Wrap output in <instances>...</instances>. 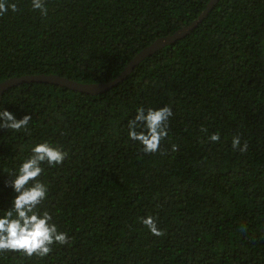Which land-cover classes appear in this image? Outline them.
Wrapping results in <instances>:
<instances>
[{
  "label": "trees",
  "instance_id": "1",
  "mask_svg": "<svg viewBox=\"0 0 264 264\" xmlns=\"http://www.w3.org/2000/svg\"><path fill=\"white\" fill-rule=\"evenodd\" d=\"M7 2L19 10L0 16V84L37 74L86 84L116 79L210 0H46V17L31 0ZM140 106L173 112L155 154L128 136ZM0 110L32 117L26 130L0 129V216L19 167L48 142L68 155L41 165L37 210L69 237L46 257L3 252L0 264H264V0H219L105 93L25 83ZM236 135L246 152L233 150ZM149 215L163 235L141 223Z\"/></svg>",
  "mask_w": 264,
  "mask_h": 264
},
{
  "label": "clouds",
  "instance_id": "2",
  "mask_svg": "<svg viewBox=\"0 0 264 264\" xmlns=\"http://www.w3.org/2000/svg\"><path fill=\"white\" fill-rule=\"evenodd\" d=\"M31 5L32 10L39 11L42 17L48 15L46 0H31ZM9 9L12 12L19 10L16 3L9 4L7 0H0V16ZM172 115L170 106L159 109L138 107L134 119L128 122L129 139L139 142L143 153H157L161 142L168 137L169 118ZM31 119L30 115H25L17 120L11 112L0 110V121H2L0 129L16 132L21 129L26 130ZM138 128H141V131L138 132ZM209 140L213 143L219 142V133L212 134ZM232 148L243 153L247 151L248 143L244 142L241 146V138L236 135L232 138ZM172 150L177 151V146L173 145ZM31 152L32 155L21 164L18 174L8 185L16 195L10 209L0 216V253L18 252L29 258L34 255L43 258L51 253L54 244H68L69 237L67 233L58 231L56 224L51 222L52 216L47 211L41 214L37 210L48 193V187L39 180L44 171L41 165L44 163L50 167L61 165L68 154L48 142L37 144ZM141 223L154 236L159 237L164 234L158 228L156 218L151 215L142 217Z\"/></svg>",
  "mask_w": 264,
  "mask_h": 264
},
{
  "label": "water",
  "instance_id": "3",
  "mask_svg": "<svg viewBox=\"0 0 264 264\" xmlns=\"http://www.w3.org/2000/svg\"><path fill=\"white\" fill-rule=\"evenodd\" d=\"M219 0H210L206 10L200 15V17L192 22L190 25L185 26L175 32L172 35L161 37L157 39L150 46L143 49L136 57H134L126 66L125 70L113 81L107 83H79L77 81L70 80L66 77L60 75H47V74H37V75H26L17 78H11L0 84V99L3 94L10 88L16 87L25 83H47L55 84L67 87L69 89L88 93L91 95H99L107 92L108 90L114 88L121 82H123L128 75H130L134 68L139 65L146 57L152 55L157 50L164 48L167 45H170L180 39L186 37L192 30H194L208 15L209 11L218 3Z\"/></svg>",
  "mask_w": 264,
  "mask_h": 264
}]
</instances>
